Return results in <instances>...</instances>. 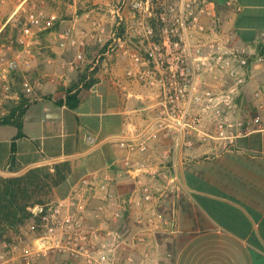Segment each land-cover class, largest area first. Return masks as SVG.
I'll list each match as a JSON object with an SVG mask.
<instances>
[{"label": "crops", "instance_id": "crops-1", "mask_svg": "<svg viewBox=\"0 0 264 264\" xmlns=\"http://www.w3.org/2000/svg\"><path fill=\"white\" fill-rule=\"evenodd\" d=\"M28 1L0 0V32ZM228 1L211 0L210 7L222 8L238 44L256 47L264 32V0ZM50 34L61 37L62 32ZM109 64L107 75L101 72L99 80L83 90L78 107L55 104L59 89L49 85L54 96L39 97L30 105L23 135L17 136L13 124L0 125L1 174L70 160L72 171L64 183H73L91 172L121 166L125 150L120 138L148 122L154 101L140 84L126 79L123 70L118 72L115 62ZM90 134L97 143L87 140ZM156 141L158 151L169 144L162 136ZM189 153L191 158L180 166L183 188L170 193L160 207L172 226L154 229L135 213L124 212L121 223L131 221L129 230L134 224L138 228L130 230V239L123 237L129 242L149 239L162 264H264V130L240 135L231 148L218 153L211 146ZM128 189V183L121 184L122 192Z\"/></svg>", "mask_w": 264, "mask_h": 264}, {"label": "built area", "instance_id": "built-area-1", "mask_svg": "<svg viewBox=\"0 0 264 264\" xmlns=\"http://www.w3.org/2000/svg\"><path fill=\"white\" fill-rule=\"evenodd\" d=\"M123 1L138 15V24L144 28L134 29L146 41L137 51L124 48L130 56L125 78L145 89L148 99L154 101L153 113L142 128L120 138V146L125 150L121 166L86 174L68 196L32 207L40 216L39 224H31L33 228L43 225L51 234L71 220L73 209L83 210L91 198L106 200L115 196L121 204L117 215L133 212L151 228H168L173 220L160 207L170 193L183 188L180 166L191 158L189 151L211 146L218 153L231 148L240 135L264 130V78H256L250 67L255 64L251 61L252 47L236 42L210 7L211 0ZM156 4L162 8L159 14L154 12ZM228 4L233 2L229 0ZM46 16L42 9L29 11L25 33L41 27L46 18L53 23L58 17L54 13ZM154 19L160 24L158 32L148 22ZM25 33L20 38L24 46L14 57L0 52L2 88L8 87L2 84L8 72L31 67L32 49L24 39ZM80 33L81 37H76L71 29L63 31L60 45L69 42L73 47L85 46L88 33ZM117 35L121 40V35ZM77 57L82 58L83 53L79 51ZM250 79L252 110L249 116L237 118L240 99ZM24 86L29 91L35 85L25 79ZM161 136L169 144L158 151L160 142L156 138ZM87 140L98 142L92 134ZM122 183L129 185L125 192L120 190ZM118 232L123 237L120 229ZM46 236L49 235L45 234L43 239Z\"/></svg>", "mask_w": 264, "mask_h": 264}, {"label": "rangeland", "instance_id": "rangeland-1", "mask_svg": "<svg viewBox=\"0 0 264 264\" xmlns=\"http://www.w3.org/2000/svg\"><path fill=\"white\" fill-rule=\"evenodd\" d=\"M154 8L157 14L162 11L158 4ZM32 9L44 10L46 17L54 12L58 17L53 23L47 22L46 18L41 27H33L25 33L26 16ZM213 10L221 17L226 27L222 8ZM137 19L135 10L123 0H116L115 4L98 5H94L90 0L26 2L24 8L8 21L9 30L0 35V52L6 57H14L24 46L20 38L25 33L24 39L32 49V64L29 68L23 66L19 71L8 72L6 79L2 81V84H8L5 88L0 86L2 113L7 112L9 106L19 100L22 89L27 91L32 100L44 98L50 94L47 86L66 88L82 73H86L84 81L98 77L101 72L106 76V69L111 61L117 65L118 72L120 69L125 72L130 65V56L124 52V48L129 47L130 50L137 51L146 43L134 29L144 28L138 24ZM148 22L154 24L157 32L160 30L157 20ZM48 24L55 27L45 28L44 25ZM68 29H71L76 37H81L80 32L86 31L88 34L85 37V46L73 47L67 42L66 46L62 47V38L50 34L51 31L63 32ZM117 34L121 35V40ZM79 51L83 53L82 58L77 57ZM252 52V62L264 63V35L257 46L252 47ZM255 64L250 67L254 76L260 80L264 78V66L256 68ZM25 79L35 85L32 90L25 88ZM252 83L253 79H250L246 85V91L240 99L241 107L236 114L237 118L241 117L240 115L244 118L251 113ZM54 163L44 165L53 166ZM82 177L73 183L63 182L59 188V185L56 186L50 201L68 196ZM120 207L116 196L106 200L91 198L83 210L73 209L71 220L51 234L46 232L43 225L36 228L27 225L20 232L14 233L11 241L6 239L0 243V264H162L155 244L149 239L129 242L119 234L123 218V213L117 215ZM45 234L49 236L43 239Z\"/></svg>", "mask_w": 264, "mask_h": 264}, {"label": "trees", "instance_id": "trees-1", "mask_svg": "<svg viewBox=\"0 0 264 264\" xmlns=\"http://www.w3.org/2000/svg\"><path fill=\"white\" fill-rule=\"evenodd\" d=\"M9 27L10 22H7L0 35H3V31L9 30ZM85 79L86 73H82L73 79L69 86L60 88L54 103L70 108L78 107L83 90L89 89L99 80L98 77H92L89 81H84ZM53 96L54 94L50 93L44 98L52 99ZM35 100H32L27 91L22 89L19 100L12 103L7 112L2 113L0 107V125L13 124L18 127L17 136L23 135L25 114ZM71 170L70 160H61L55 162L53 166H33L15 175L0 173V243L6 239L11 241L14 233L20 232L25 226L40 222V216L36 215L31 208L52 200L50 196L54 188L67 179ZM128 222L122 223L120 231L130 239V230L137 231L138 226L134 224L129 230L131 221Z\"/></svg>", "mask_w": 264, "mask_h": 264}, {"label": "water", "instance_id": "water-1", "mask_svg": "<svg viewBox=\"0 0 264 264\" xmlns=\"http://www.w3.org/2000/svg\"><path fill=\"white\" fill-rule=\"evenodd\" d=\"M264 66V63L263 62H257L255 64V67L256 68H262ZM49 115H58V112H49Z\"/></svg>", "mask_w": 264, "mask_h": 264}]
</instances>
